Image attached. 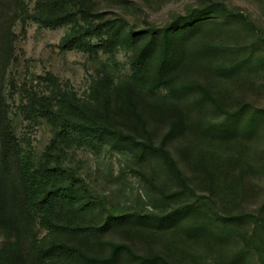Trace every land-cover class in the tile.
Returning a JSON list of instances; mask_svg holds the SVG:
<instances>
[{"label": "trees", "instance_id": "16d2710c", "mask_svg": "<svg viewBox=\"0 0 264 264\" xmlns=\"http://www.w3.org/2000/svg\"><path fill=\"white\" fill-rule=\"evenodd\" d=\"M2 5L0 0V23ZM25 13L44 26L72 24L63 40L67 49L98 55L123 46L133 54L127 79L106 72L95 78L87 100L68 90L55 74H46L47 90L31 92L29 101L53 131L40 158L23 146L7 114L0 120V264H172L163 251L139 254L130 243L108 238L117 231L153 240L169 235L164 247L180 255L191 243L223 247L237 239L240 246L226 264H244L253 255L256 264H264V204L255 211L229 210L230 203L250 192L251 176L264 177V149L251 157L244 142L264 125V107H253L198 79L210 81L213 73L242 81L264 70V51L256 50L264 44L257 40L261 28L224 2L205 3L166 27L146 31L125 30L116 22L106 28L95 25L89 0H38L35 12ZM233 24L255 41L215 38L223 26ZM94 37L101 42L95 43ZM9 46L0 35L4 71ZM195 91L201 93V103H211L223 116L202 123L206 149L192 151L180 140L177 151L191 170L188 174L170 142L190 129L184 99ZM146 99L155 118L169 124L161 142L155 141L140 110ZM106 144L129 152L142 168L159 159L174 186L148 192L150 208L109 206L107 196L96 192L69 159L75 148L100 149ZM227 146L234 152L226 154Z\"/></svg>", "mask_w": 264, "mask_h": 264}, {"label": "rangeland", "instance_id": "374dc122", "mask_svg": "<svg viewBox=\"0 0 264 264\" xmlns=\"http://www.w3.org/2000/svg\"><path fill=\"white\" fill-rule=\"evenodd\" d=\"M38 0H3L0 23V35L9 41V61L5 71L0 58V120L7 114L13 123L16 135L27 150H32L40 158L53 137L49 123L31 109L30 93L47 90L45 76L51 72L62 84L73 91L81 100L91 97V87L95 78L110 72L116 79H127L131 73V57L133 50L128 47H113L112 51H99L93 55L77 49L63 47V40L71 31L72 24L63 23L58 26H44L33 17H27L26 11L35 12ZM94 16L91 21L95 25L106 28L111 22L123 24L125 30L146 31L151 27L168 26L179 15H186L194 9L210 2H224L231 9L249 16L255 25L261 28L258 41L264 42V0H89ZM222 22V20H220ZM215 38L218 40L239 41L252 44L255 36L249 34L237 24L223 26ZM225 38V39H224ZM94 42H101L94 37ZM257 53L264 51V44L257 45ZM5 78L2 79V73ZM192 72V70L188 71ZM189 73V74H190ZM194 74V73H193ZM191 73V76L193 75ZM212 79L197 76L209 82L216 91L226 90L230 94L240 96L245 103L253 107H264V70L250 73L246 79L229 80L210 73ZM149 99L140 105V110L148 118V127L153 131L156 142H161L169 129V124L155 118L149 110ZM201 93H189L184 99V118L189 125L181 136L176 135L170 146L180 161L183 169L191 174V170L181 161L179 151L181 139L190 149H206L208 143L202 139V123L220 119L223 114L211 103H201ZM234 106L238 103L233 102ZM246 142L251 157L257 158L264 149V125ZM236 142L233 143V146ZM241 145V141L239 144ZM232 146V147H233ZM227 146L226 154L235 148ZM71 164L87 180L98 193L107 196L109 206H147V194L156 191L162 185L173 187L169 173L164 164L152 158L146 167L136 165L129 152H121L110 145L100 149L79 147L70 151ZM154 183H152V180ZM253 185L244 200L230 203V212L255 211L264 204V177H250ZM205 194V193H204ZM209 201V200H208ZM110 239L130 243L139 254H148L156 249L167 254L172 264H226L234 251L239 248L237 239L230 240L225 246H211L191 243L189 253L182 255L165 248L164 241L171 236L161 235L159 240L142 237L137 234L111 233ZM3 238L0 234V243ZM210 246V245H209ZM257 256L247 259L244 264H256ZM124 264H130L125 262Z\"/></svg>", "mask_w": 264, "mask_h": 264}]
</instances>
